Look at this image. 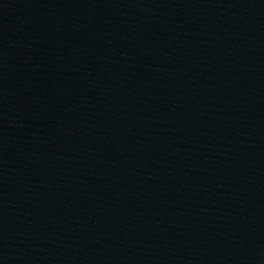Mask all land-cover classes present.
<instances>
[{
  "label": "water",
  "instance_id": "1",
  "mask_svg": "<svg viewBox=\"0 0 264 264\" xmlns=\"http://www.w3.org/2000/svg\"><path fill=\"white\" fill-rule=\"evenodd\" d=\"M0 264H264V0H0Z\"/></svg>",
  "mask_w": 264,
  "mask_h": 264
}]
</instances>
